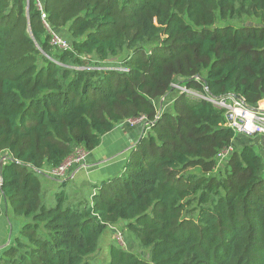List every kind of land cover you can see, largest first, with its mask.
Listing matches in <instances>:
<instances>
[{"label": "trees", "instance_id": "1", "mask_svg": "<svg viewBox=\"0 0 264 264\" xmlns=\"http://www.w3.org/2000/svg\"><path fill=\"white\" fill-rule=\"evenodd\" d=\"M229 94L264 96V0H0V213L20 220L0 264H264V158L234 147L212 103ZM139 118L110 175L46 172ZM112 225L137 249L96 263Z\"/></svg>", "mask_w": 264, "mask_h": 264}, {"label": "rangeland", "instance_id": "2", "mask_svg": "<svg viewBox=\"0 0 264 264\" xmlns=\"http://www.w3.org/2000/svg\"><path fill=\"white\" fill-rule=\"evenodd\" d=\"M226 24L239 28L241 26H259L260 23L256 18L245 17L240 20L219 21L216 23V26ZM195 91L193 89L188 90L185 86H176V92L173 94L177 95L179 92L194 93ZM171 99L172 97L160 98L155 101V106L158 109H168L171 106ZM144 124V118L123 121L115 125L113 130L109 132V136L105 137L104 141L97 147L99 149L95 148L92 151L75 149L72 155L63 163L61 171L55 172V170L49 169L46 172L57 179H70L75 183L76 187L85 185L94 178L110 175L119 168L129 148L132 147L139 134L143 131L142 127ZM237 142L234 141L235 148H239ZM261 155L264 158V154ZM19 223L20 220L15 219L11 215L10 209L2 203L0 213V250L12 240L18 230ZM112 244L128 250L137 249L135 240L123 226H108L103 231L98 251L95 254L96 263L107 262L109 258V246Z\"/></svg>", "mask_w": 264, "mask_h": 264}, {"label": "built area", "instance_id": "3", "mask_svg": "<svg viewBox=\"0 0 264 264\" xmlns=\"http://www.w3.org/2000/svg\"><path fill=\"white\" fill-rule=\"evenodd\" d=\"M44 18V14H42ZM52 46L58 49L68 48L67 40L57 31L50 30L45 23ZM212 103L223 109L224 125L236 134L244 137L259 136L264 140V96L255 105L247 104L242 98L229 94L212 100ZM232 150V146L221 153L222 157ZM63 164L55 170L63 169Z\"/></svg>", "mask_w": 264, "mask_h": 264}, {"label": "crops", "instance_id": "4", "mask_svg": "<svg viewBox=\"0 0 264 264\" xmlns=\"http://www.w3.org/2000/svg\"><path fill=\"white\" fill-rule=\"evenodd\" d=\"M107 136H109V133H106L102 136L100 144L104 141V138ZM235 141H238L237 144H239V147L244 144H250L254 148H256L261 154H264V140L259 136H254V137L238 136L236 137ZM96 149H99V148H96ZM98 178H94V180Z\"/></svg>", "mask_w": 264, "mask_h": 264}, {"label": "water", "instance_id": "5", "mask_svg": "<svg viewBox=\"0 0 264 264\" xmlns=\"http://www.w3.org/2000/svg\"><path fill=\"white\" fill-rule=\"evenodd\" d=\"M197 78H199V76H197ZM201 80L205 81L203 78H200ZM4 156L0 158V167L2 166V162L4 160Z\"/></svg>", "mask_w": 264, "mask_h": 264}]
</instances>
